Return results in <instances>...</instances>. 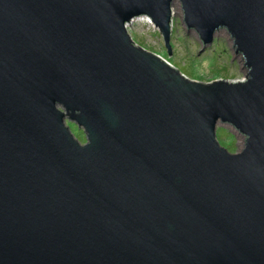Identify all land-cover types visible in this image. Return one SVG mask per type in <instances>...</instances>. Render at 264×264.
Listing matches in <instances>:
<instances>
[{"label":"water","instance_id":"1","mask_svg":"<svg viewBox=\"0 0 264 264\" xmlns=\"http://www.w3.org/2000/svg\"><path fill=\"white\" fill-rule=\"evenodd\" d=\"M176 1L0 0V264H264V0H178L246 71L208 82L128 32L170 56Z\"/></svg>","mask_w":264,"mask_h":264},{"label":"rangeland","instance_id":"2","mask_svg":"<svg viewBox=\"0 0 264 264\" xmlns=\"http://www.w3.org/2000/svg\"><path fill=\"white\" fill-rule=\"evenodd\" d=\"M173 6L175 13L172 15L170 56L159 30L147 18L127 27L133 40L145 49L164 57L191 79L203 82L218 78L244 79L246 71L240 56H236L233 50L229 35L219 32L214 35L210 45L203 47L196 31L187 30L183 23L180 2L177 0ZM68 125L74 135L84 143L86 138L83 130L74 123L68 122ZM217 136L220 144L230 152H237L241 148L242 139L232 129L218 126Z\"/></svg>","mask_w":264,"mask_h":264},{"label":"bare ground","instance_id":"3","mask_svg":"<svg viewBox=\"0 0 264 264\" xmlns=\"http://www.w3.org/2000/svg\"><path fill=\"white\" fill-rule=\"evenodd\" d=\"M174 7H175V6H173V7L171 8L172 15L175 13ZM146 18H147L149 21H151V23L154 24V22H153L150 18H148L147 16H139V17H137L136 19H134L131 23H134V22H136V21H145ZM131 23H130V24H131ZM151 23L149 22L150 25H152ZM154 26L156 27L155 24H154ZM172 26H173V24H172V22H171V30H172Z\"/></svg>","mask_w":264,"mask_h":264}]
</instances>
